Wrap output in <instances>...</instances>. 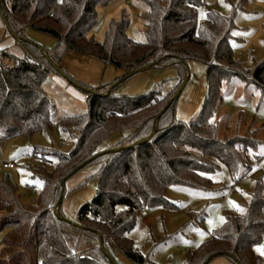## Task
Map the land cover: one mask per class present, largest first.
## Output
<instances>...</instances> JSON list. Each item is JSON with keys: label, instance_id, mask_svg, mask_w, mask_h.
Returning a JSON list of instances; mask_svg holds the SVG:
<instances>
[{"label": "trees", "instance_id": "16d2710c", "mask_svg": "<svg viewBox=\"0 0 264 264\" xmlns=\"http://www.w3.org/2000/svg\"><path fill=\"white\" fill-rule=\"evenodd\" d=\"M111 0H0V15L22 56L0 47V154L6 141L56 129L72 142L68 153L58 148L38 149L32 176L44 186L31 205L20 201L17 186L0 172V262L8 264H119L122 254L132 264H147L128 234L137 216L147 209H172L166 194L173 186L212 189L208 174L228 168L235 182L251 172V164L264 158L257 131L225 139L210 121L222 99V87L231 81L254 85L264 92V60L246 68L231 46L234 18L207 8L200 21L202 0H146L143 35L137 42L128 34L129 19L112 20L103 42L90 36L97 9ZM30 28L51 36V50L26 37ZM73 52L97 59L129 74L149 69L176 68V88L119 95L115 82L87 88V111L53 117L56 104L44 84L61 75L60 65ZM190 61L207 67L208 91L199 121L176 118V90L188 79ZM137 73V74H138ZM73 83V82H72ZM78 84V85H77ZM154 136L145 141L146 138ZM124 135L106 152L100 146L113 134ZM256 153V154H254ZM100 168L91 179L98 191L78 212L77 223L61 210L64 183L89 165ZM242 212L226 215L224 224L188 256L185 264H210L227 258L233 264H264L254 247L264 235V186L257 184Z\"/></svg>", "mask_w": 264, "mask_h": 264}, {"label": "rangeland", "instance_id": "374dc122", "mask_svg": "<svg viewBox=\"0 0 264 264\" xmlns=\"http://www.w3.org/2000/svg\"><path fill=\"white\" fill-rule=\"evenodd\" d=\"M202 1L204 4L198 9L200 21L206 19L208 7L221 15L234 18L231 46L238 62L246 68H252L255 63L264 60V0ZM147 9L146 0H111L107 5L98 7V23L90 36L103 42L111 21L125 16L129 19L130 38L145 42V19L142 14ZM26 37L46 50L53 49L56 42L51 36L30 28L26 30ZM0 47L8 48L12 54L19 49L13 36L7 32L1 15ZM188 67L189 76L176 101L175 115L180 121L195 123L201 117L207 96V67L197 61H190ZM60 71L61 76H50L44 84L57 107L53 117L55 122L63 116L87 111L88 90L76 86L75 82L91 88L115 82L114 85H119V95L137 97L151 92L157 86L161 87L164 95L170 93L176 88L175 79L178 76L176 68L149 69L121 82L118 79L123 76L122 71L73 52L65 55ZM211 112L210 121L217 126L220 139L237 133L245 135L250 130L251 134L257 131L258 139L264 142V92L254 85L237 81L224 84L222 99ZM123 137L121 133L113 134L100 146L99 151L102 153L110 150ZM52 148L68 153L72 149V142L54 129L47 133H35L30 137L10 139L4 144L0 165L12 163L14 168L4 170L0 166V172L8 175L17 186L22 204H33L43 190V182L32 176L33 169L38 166L36 150ZM256 152L263 156L264 146ZM99 168L98 164L89 165L65 181L61 210L68 221L77 223L81 207L96 196L98 182L91 177ZM207 177L214 185L212 189L173 186L168 190L166 198L175 208L158 207L138 214L136 226L128 237L134 242L135 249L147 258V264H185L189 254L222 227L226 215L242 212L243 205L250 201L259 182L264 186V158L254 160L251 172L239 182L234 181L228 168L223 165ZM5 234L6 231L0 232V242ZM257 248L264 249V235L263 241L254 247L255 254L264 263V255L256 251ZM117 260L119 264H132L120 253L117 254ZM210 264L233 263L220 257Z\"/></svg>", "mask_w": 264, "mask_h": 264}, {"label": "water", "instance_id": "95a60500", "mask_svg": "<svg viewBox=\"0 0 264 264\" xmlns=\"http://www.w3.org/2000/svg\"><path fill=\"white\" fill-rule=\"evenodd\" d=\"M4 21H5V20H4ZM137 73H138V71L133 72V73L129 74L128 76H126L125 79H126V78H129V77H132V76L136 75ZM185 86H186V81L181 85V87L179 88L178 92L175 94L173 100H177V99L180 97V95H181V93L183 92ZM154 134H155V132H154L151 136H149L148 138H146L145 141H149V140L154 136ZM79 169H80V168L76 169V170L74 171V174H75L76 172H78Z\"/></svg>", "mask_w": 264, "mask_h": 264}, {"label": "built area", "instance_id": "2783aa9c", "mask_svg": "<svg viewBox=\"0 0 264 264\" xmlns=\"http://www.w3.org/2000/svg\"><path fill=\"white\" fill-rule=\"evenodd\" d=\"M86 98H87V96H86ZM0 166L4 170L13 169L14 168V164H12V163H2Z\"/></svg>", "mask_w": 264, "mask_h": 264}, {"label": "crops", "instance_id": "0c3cea01", "mask_svg": "<svg viewBox=\"0 0 264 264\" xmlns=\"http://www.w3.org/2000/svg\"><path fill=\"white\" fill-rule=\"evenodd\" d=\"M18 51L14 52V55L15 56H18V57H21L23 54H22V51L20 49H17ZM61 76V75H59Z\"/></svg>", "mask_w": 264, "mask_h": 264}, {"label": "snow or ice", "instance_id": "6c2138e0", "mask_svg": "<svg viewBox=\"0 0 264 264\" xmlns=\"http://www.w3.org/2000/svg\"><path fill=\"white\" fill-rule=\"evenodd\" d=\"M235 206V205H234ZM238 207V206H237ZM256 251L260 252L262 255H264V249L257 248Z\"/></svg>", "mask_w": 264, "mask_h": 264}]
</instances>
